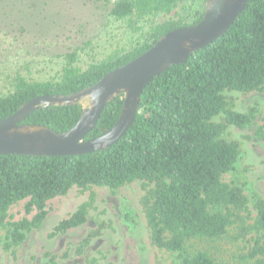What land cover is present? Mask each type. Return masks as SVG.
<instances>
[{
    "label": "trees",
    "instance_id": "obj_1",
    "mask_svg": "<svg viewBox=\"0 0 264 264\" xmlns=\"http://www.w3.org/2000/svg\"><path fill=\"white\" fill-rule=\"evenodd\" d=\"M85 1L105 4L112 18L126 23L132 43L87 63L81 60L84 48H72L59 55L62 66L58 74L44 80L32 76L29 63L4 72L2 82L7 85L0 89V119L34 97L69 95L97 83L148 51L164 34L200 23L206 3ZM22 2L0 0V10ZM6 21L11 36L29 31L27 18ZM9 38L10 43L0 46L7 52L19 42L17 35ZM18 47L14 49L17 55ZM233 90H264V0H249L224 35L193 52L187 62L154 77L144 90L133 125L110 148L74 156L0 155V226L8 230L5 249L20 247L29 233L40 229L50 213L48 202L71 189L85 192L96 186L117 191L141 180L146 189L141 204L152 243L174 255L173 264H226L217 261L210 249L229 227L246 224L250 203L257 213L250 228L258 236L243 259L245 264H264V197L253 192L250 198L244 193L245 183L226 180L242 154L240 141L231 137L229 129L251 126L257 115L256 107L246 113L234 110L225 94ZM123 104L122 96L108 103L85 140L112 128ZM83 110L81 104L51 106L34 111L24 123L62 132L77 123ZM256 136L264 140V126L256 130ZM95 200L96 193L91 192L88 200L54 226L50 236L83 226ZM21 201H25V216L12 220L10 210ZM99 233L90 232L78 253H84Z\"/></svg>",
    "mask_w": 264,
    "mask_h": 264
},
{
    "label": "rangeland",
    "instance_id": "obj_2",
    "mask_svg": "<svg viewBox=\"0 0 264 264\" xmlns=\"http://www.w3.org/2000/svg\"><path fill=\"white\" fill-rule=\"evenodd\" d=\"M12 7L0 10V46L10 43L9 37L14 35L19 42L9 46V52L0 47V53H5V56L0 55V89L7 85L2 82L4 72L10 73L26 63L30 64L33 77L44 80L58 74L62 66L59 55L72 48L83 47L81 60L87 63L132 43L126 23L112 18L103 3L23 0L20 6L14 4ZM21 18H27L29 31L11 36L6 20ZM16 47L20 49L19 55L14 51ZM225 94L233 101L235 111L246 113L251 107L257 108L251 126L229 129L231 137L240 141L242 154L235 171L227 175L226 180L237 179L245 183L244 193L250 198L253 192L264 197V140L256 136V130L264 126V90L248 93L233 90ZM216 120L219 121L220 117ZM91 192L96 193V200L88 221L64 235L51 237L54 226L88 200ZM145 193L141 180L117 191L95 186L83 192L75 187L67 195L48 202L50 213L43 226L29 233L20 247L5 249L8 230L0 226V264H173L174 255L152 243L141 204ZM24 205L25 201H21L11 208L12 220L25 216ZM245 214L248 218L244 226L232 225L228 233L212 245L210 251L217 261L246 263L243 256L252 249L258 236L250 228L257 214L252 203L249 213ZM97 230L100 233L84 253L79 254L81 242L90 232Z\"/></svg>",
    "mask_w": 264,
    "mask_h": 264
},
{
    "label": "water",
    "instance_id": "obj_3",
    "mask_svg": "<svg viewBox=\"0 0 264 264\" xmlns=\"http://www.w3.org/2000/svg\"><path fill=\"white\" fill-rule=\"evenodd\" d=\"M248 1L206 0L200 23L164 34L148 51L108 72L97 83L69 95H41L26 101L12 115L0 119V155L74 156L115 145L133 125L150 81L171 66L187 62L193 52L224 35ZM118 96L123 97L124 104L117 122L107 132L85 140L95 129L105 106ZM76 104L83 105L84 110L77 123L66 131L24 123L36 110Z\"/></svg>",
    "mask_w": 264,
    "mask_h": 264
}]
</instances>
